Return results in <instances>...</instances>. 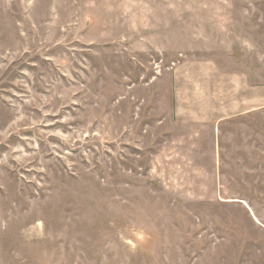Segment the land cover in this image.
<instances>
[{
	"label": "rangeland",
	"instance_id": "374dc122",
	"mask_svg": "<svg viewBox=\"0 0 264 264\" xmlns=\"http://www.w3.org/2000/svg\"><path fill=\"white\" fill-rule=\"evenodd\" d=\"M207 2L0 0V264H264V138L260 186H170L133 112L138 28Z\"/></svg>",
	"mask_w": 264,
	"mask_h": 264
},
{
	"label": "crops",
	"instance_id": "0c3cea01",
	"mask_svg": "<svg viewBox=\"0 0 264 264\" xmlns=\"http://www.w3.org/2000/svg\"><path fill=\"white\" fill-rule=\"evenodd\" d=\"M189 7V18L180 12L168 25L164 20L138 28L139 47L133 45L158 60H153L158 67L150 60L143 99L133 107L153 156L149 172L156 171L165 184L177 181L170 186L213 184L199 178L204 170L215 172L218 187L260 186L253 166L262 170L264 33L262 15H256L261 6L255 0H223L221 20L210 13L215 4ZM140 110L146 115L138 116ZM234 170L239 184L223 183L224 172Z\"/></svg>",
	"mask_w": 264,
	"mask_h": 264
}]
</instances>
